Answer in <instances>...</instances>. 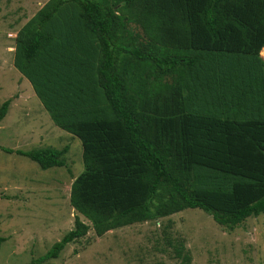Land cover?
Wrapping results in <instances>:
<instances>
[{"label":"trees","instance_id":"trees-1","mask_svg":"<svg viewBox=\"0 0 264 264\" xmlns=\"http://www.w3.org/2000/svg\"><path fill=\"white\" fill-rule=\"evenodd\" d=\"M13 42V68L80 143L68 202L88 223L28 264L89 229L198 209L230 231L264 214V0H47ZM0 150L48 170L68 148Z\"/></svg>","mask_w":264,"mask_h":264},{"label":"rangeland","instance_id":"rangeland-1","mask_svg":"<svg viewBox=\"0 0 264 264\" xmlns=\"http://www.w3.org/2000/svg\"><path fill=\"white\" fill-rule=\"evenodd\" d=\"M47 0H0V103L10 99L0 121V147L27 151L68 150L64 167L40 170L29 159L0 150V264H28L72 228L68 202L72 180L82 170L79 141L52 124L30 84L12 66L16 31ZM259 56L263 57V50ZM187 257V261H186ZM41 264H264V214L232 230L198 209L135 223L67 244Z\"/></svg>","mask_w":264,"mask_h":264}]
</instances>
